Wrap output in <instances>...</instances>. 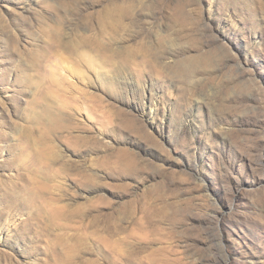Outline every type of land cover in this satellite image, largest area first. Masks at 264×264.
I'll return each mask as SVG.
<instances>
[{
    "label": "rangeland",
    "instance_id": "rangeland-1",
    "mask_svg": "<svg viewBox=\"0 0 264 264\" xmlns=\"http://www.w3.org/2000/svg\"><path fill=\"white\" fill-rule=\"evenodd\" d=\"M63 2L69 32L130 12L106 28L117 55L99 80L72 58L42 65L40 113L20 72ZM48 148L66 213L30 230L0 183V264H264V0H0V179Z\"/></svg>",
    "mask_w": 264,
    "mask_h": 264
},
{
    "label": "bare ground",
    "instance_id": "bare-ground-1",
    "mask_svg": "<svg viewBox=\"0 0 264 264\" xmlns=\"http://www.w3.org/2000/svg\"><path fill=\"white\" fill-rule=\"evenodd\" d=\"M72 2L71 3L63 2L62 4H60L61 10L59 8L57 9V7H52L51 8V9H53L56 12L55 13L56 16L52 18L53 20L51 19V21H52L51 24L52 25L49 24L50 21L49 22L45 21L46 23L49 24V26L45 27V28H48V32H46V35L43 34V35L46 36V38L44 40V44L43 45L41 44L42 46L40 48V50H41V52H43V54L40 55V58H39L38 55H37L38 57L34 55L35 52L33 54H31L32 57L30 59L29 65H28V68L29 67L32 68L31 71L34 69L33 71H36V72H35V74L27 72V71H29L28 69H27V71H23L24 68H22L21 72H20L22 80L26 84H29L30 86H33L34 89H36V91L34 93V98L32 100V104L33 105H40V106L46 105L45 106L46 110H42L41 112L39 110L40 113H43V111L44 112L48 111L52 107V88H53V85H52V83H49L45 78H43L41 76V74H40V68L42 67V65L45 62L46 63L50 62V59L52 57H59V58H62V59L63 58H69V59L72 58V59L77 60L79 63H81L82 66L84 65L89 70H91L92 73L95 75L94 77H96L99 80L100 77H101L102 72L104 71L103 68L106 66L104 64H107V63L114 64L113 60H114L115 55H117V53H115V50L111 49L112 48V46L110 45L111 43L110 44L106 43V40L104 38L108 37L109 34L106 35L105 31H107V33H108V31H111V30H106V28H112L114 30V29L117 28L116 26H120V23H121L120 19H122V17H124V15H126L125 12L129 11V10H125L123 8L124 6L120 7L121 5L118 6V5L114 4L115 6L114 5L113 6L109 5L110 7L109 6L108 7L105 6L104 9L101 12H99V16L102 19V23L97 27L98 29H96L94 27V25L91 23V20L93 19L92 15L91 16L86 15V17L83 18V19H85L84 22L86 23L87 26L85 24L82 25V26H85V28L88 27V29L90 30V31H88V30L86 31V33L88 32V34H85V33L82 32L83 28L80 27L81 25L73 27L74 29L70 30V32H69V31L66 30V26H65V24L67 25L66 21L69 20V19H67L65 21V17L66 16H71L70 9H72V11L74 10V6L76 5L75 4L76 2L75 3H72ZM136 2H138V1H136ZM75 10H76V8H75ZM51 12H53V11H51ZM120 28H122V27L120 26ZM118 29H119V27H118ZM118 29H116V31ZM125 29H124V31H125ZM85 30H84V32H85ZM122 30H123V28H122ZM43 31H45L44 28L42 29V32ZM113 34H115V33H113ZM110 36L112 37L111 33H110ZM109 41H111V40H109ZM138 50H140V49H138ZM32 51H34V50H32ZM127 52H129V51H127ZM127 52H126V54H128ZM35 54H38V53H35ZM122 54H124V52L121 53V55ZM126 54H125V56H126ZM130 55H132V54H129L128 58H130ZM27 58L29 59L30 57H27ZM130 59H133V58H130ZM127 60L129 61V59H127ZM119 62H121V61H119ZM103 65H104V67H103ZM124 65L125 64L121 65V63H120V65H118V67L119 66L123 67ZM107 67H109V65ZM114 67H115V65H114ZM124 67H128V66H124ZM123 69H126V68H123ZM107 72H108V70H107ZM133 72L134 71H132V73ZM81 73L79 72V74H81ZM111 74H113V73H111ZM81 75H84V74H81ZM87 77H89V76H87ZM87 79H86V76H82V78H81L82 82L83 81L87 82L88 80L90 81V79H88V80ZM68 87H70V85ZM60 91H62V90H60L58 88L57 89V93H60ZM53 97H54V95H53ZM68 103H70V102H68V101H66V99H64L63 102H62V105L60 107H66ZM59 104H61V103H59ZM70 104L72 106V103H70ZM57 109H59V108H57ZM59 111H61V110H59ZM57 116H59V115H57ZM40 117H39V119H40ZM59 118H61V117H59ZM50 121H51V118H50ZM58 121H59V119L56 118V122L55 123L57 124ZM61 121H59V122H61ZM50 125L52 126V124H50ZM52 128H51V132H52ZM2 132H4V131H2ZM50 134L52 135V133H50ZM1 138H2V136H1ZM5 139H3V140H5ZM34 145H36V144H34ZM51 146H52V144H51ZM41 147H43V146H41ZM20 148H21V145H20ZM8 149H10V147H8ZM24 151H23V149H20V153L22 155V158L21 157L20 158H13L10 161H5L4 160L5 162H4L3 165H5L6 168H10L11 167V170L15 169L16 170V174L13 175V177L10 176V181L9 182H12L11 184L7 185V184L4 183V177H5L4 175H3L4 177L3 176L1 177L0 183L2 185L3 184L5 185L4 186L5 187V193H8V195L11 196V202L7 201L10 204L7 205V207H6L8 209H7L6 213H5V215L7 214V217L9 219V218H11V216L13 217L14 214L19 215L21 213H24V214L26 213V217L22 220V222L24 224H26V227L27 226H29V227L32 226V228H30V230H32L33 228L35 230L36 228H40L39 225H43L46 222V220H48V222L52 220V210L54 211L55 215H60L61 214V210H63L62 212H65V210H64L65 208L62 209V207H57V206H54L52 204L53 203L52 200L56 199V197H55V199L52 197V192L54 191V186L52 185V177H54V175H55V174L54 175L52 174V172H53L52 171V164L54 163V162H52V159H53L52 158V156H53L52 149L48 148L46 152H44L43 154H40L41 157H40V155L36 156L37 159H33V157L31 158L30 156H28L25 153L26 151L25 152ZM40 153H41V151H40ZM25 155H26V157H25ZM54 155H56V154L54 153ZM54 159H55V157H54ZM9 163L11 164L10 167H9ZM0 187H2V186H0ZM53 194L55 195V193H53ZM2 198H4V197H2ZM5 205H4V207H5ZM64 215H66V214H64ZM69 215H67V216H69ZM70 216H69V218H70ZM49 225H51V224H49ZM36 233H39V232H36ZM51 256H49V257H51ZM51 260H52V258H51ZM49 262H48V264H51V262L50 263Z\"/></svg>",
    "mask_w": 264,
    "mask_h": 264
}]
</instances>
